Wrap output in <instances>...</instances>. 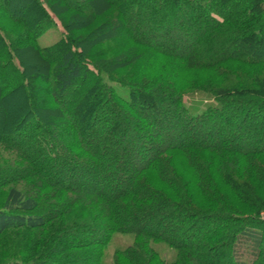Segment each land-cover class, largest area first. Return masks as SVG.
Listing matches in <instances>:
<instances>
[{
  "label": "trees",
  "instance_id": "1",
  "mask_svg": "<svg viewBox=\"0 0 264 264\" xmlns=\"http://www.w3.org/2000/svg\"><path fill=\"white\" fill-rule=\"evenodd\" d=\"M22 1L37 9L35 26L17 20L14 28L19 32L11 36L0 25V71L12 74L1 84L0 98L21 90L27 97V111L20 114L9 135L0 137V146L22 162L19 167H0L1 176L11 174L1 180L11 186L0 207V237L25 231L30 240L12 247L13 259L3 264H70L72 258L88 251L93 264H101L102 248L114 233H132L133 242L115 250L113 264H264V144L245 147L237 141L247 122L253 123L254 117L259 118L257 123L264 119V50L253 48L255 43H264V0H84L97 10L106 8L102 12L110 23L112 19L130 21L136 30L141 26L138 17L145 11L146 18L156 20L150 35L160 39L149 41L141 34L111 37L104 42L107 48L85 54L67 22V16L83 11L81 3L62 2L66 10L58 11L53 4L59 0ZM180 3L188 8L179 14L172 11L171 17L178 23L166 26L169 12L165 8ZM134 15L137 20L127 19ZM52 24L60 29V37L50 45H39L38 36ZM190 27L194 31L188 32ZM168 32L174 39L167 40ZM111 44L129 49L125 59L144 51L152 53L158 63L171 62L185 75L184 82L135 68L129 73L110 69L106 53L112 50ZM27 48L42 57V70L53 78L55 89L48 96L47 108L56 110L54 119H65L67 113L58 105L61 96L72 89L78 93L85 81L92 82L84 94L89 102L72 107L88 120L96 148L77 139L64 141L43 120L28 91L30 78L19 56ZM49 53H56L58 59L49 58ZM228 65L250 67L249 74L255 78L244 77L243 70L236 68L234 82L218 81L230 73ZM150 86L159 91L160 99L171 102L173 121L169 123L187 135L154 150L138 168L131 167L134 171L126 179L128 184L113 194L104 195L101 187L94 193L85 192L78 181L71 180L85 176L86 186L95 187L96 182L113 175L98 156L114 148L116 138L128 130L117 114L130 115L137 137L145 134L144 123L131 115L137 100L146 99L144 89ZM188 93L207 96L211 103L192 113L184 103ZM125 145L132 149L133 142ZM116 147L123 152L115 150L107 156L122 167L126 153L132 152L119 144ZM63 173L66 175L60 178ZM16 179H32L38 186L28 195L13 186ZM165 215L176 221L183 218L190 228L201 220L208 221L209 227L193 249L186 240L168 235L167 223L161 231L127 223L150 218L159 222ZM174 229H178L176 224ZM98 231L101 236L94 237ZM31 232L37 236L31 239ZM90 234V239L81 241ZM159 242L175 249L173 261H166L152 247ZM245 247L252 255L249 262L238 258ZM199 253L204 260L198 258Z\"/></svg>",
  "mask_w": 264,
  "mask_h": 264
},
{
  "label": "rangeland",
  "instance_id": "2",
  "mask_svg": "<svg viewBox=\"0 0 264 264\" xmlns=\"http://www.w3.org/2000/svg\"><path fill=\"white\" fill-rule=\"evenodd\" d=\"M62 2H64L66 5H79L81 3L83 11L75 16L73 15V17L67 16V22L68 27L71 29V31H75L77 43L84 50V54L86 52H90V49L93 50L95 48L94 50L99 51L107 48V43L104 44V42L106 39H109L111 37L124 39L129 35L131 37H139V35L141 34L142 37H145L149 41H155L156 39V37L153 36L152 38V36L150 35L153 31L152 25L156 22V20H150L146 18V14L144 13L145 11L138 17V19L140 18L141 26L138 28L139 30H136L132 27L130 21L126 23L122 19V22L112 19V22L110 23L109 19H107V16L103 15L104 9H106L104 7H102L100 10H97L93 6L91 7V5L84 0H59L58 3L53 4L54 8L58 11H65L66 8L61 4ZM187 8L188 7H186V5H184L183 3L178 4V7L176 8H172L168 4L165 10L166 13L169 12V14H167V18L164 24L166 26H170L172 24L178 23H174L170 13L172 11H176L177 14H179V12L181 13L182 10ZM97 12L102 13L100 15L94 16V13ZM129 18L132 21L137 20V17L135 15L132 17L129 16L127 19ZM17 20H23L24 22L34 27L36 21L39 20V13L36 8L26 4L22 0H2L0 5V25L11 36H13L12 33L16 34L19 32L18 29L15 30L14 28V24H17ZM181 27L182 25L180 24L179 28ZM193 28L194 27H190L188 32H192V30L194 31ZM22 30L23 29L20 28V31ZM167 36V40L174 39L175 37L174 34L169 32L167 33ZM59 37L60 29L55 24H52L38 36V44L41 46H47L55 42ZM156 40L159 41L160 39L158 38ZM189 41H191V39ZM129 47L133 48V45H129ZM122 48L123 47L116 48L115 44L114 46L111 44L110 49L112 50L106 53V58H109L108 67L110 69L122 73H129L133 68H135L136 71L140 73L150 72L154 73L158 77L162 76L167 80L177 79V81L184 82L185 75L180 72L177 66H175L171 62L166 64H163L162 62L158 63V59L153 57L152 53L144 54L146 53L144 51L136 54V56H133L130 59H125L123 55H125L126 53L129 54L130 52H128L129 49L126 50L125 48L124 50ZM253 48L264 50V43H255L253 45ZM27 49L31 50L30 48ZM2 50L3 49L0 47V53L3 52ZM28 50L19 51V56L24 66L26 67L25 72L30 78V86L28 91L30 92L34 106L36 107L43 120L46 123H49L52 128L55 129L56 135L64 141L70 142L73 139H77L83 144H88V146L90 144V147H92V149L96 148L97 145H95V143L89 136L92 128L88 127V120L82 118L76 112V108L74 109V107H72V104L76 106V104L84 105L89 102L88 100L84 99V94L86 93V90L88 89V87H90L92 82L90 80L85 81L82 85V89L78 93H76V91L72 89L61 96L59 98L60 103L58 105L62 107V109H65V113L67 111L64 117L66 120L63 118L60 120L57 118L54 119L53 115L56 114V110L47 108V104L49 103L47 102L48 96L55 89L53 78L49 73H46L42 70V63L44 62L42 57H38L36 56V54H33L34 52L32 50ZM48 57L57 60L59 56L56 53H49ZM136 61H139L137 66L134 65ZM162 64L165 65V67H163ZM228 66L231 69L230 73L228 72L225 76H223V78L218 79V81L224 80L227 84H230V82L232 81L234 82L237 77L236 73H234L236 68L240 70L242 69V73L245 74V76L239 74V77H253V74H249L250 67L244 65H239L237 67L235 65ZM147 67L149 68V70H145V68L147 69ZM11 75L12 74H10L9 71H0V92L3 91L1 88V84L11 79ZM119 90L121 89L119 88ZM144 93L146 94V99L144 101L137 100L138 102L135 105V112L131 116H135L136 119H140L141 123H144L146 128L145 134L143 136L137 137L132 129V124H134V121L130 119V115L117 114L116 118L121 121L123 120V123L128 130L126 131V134L118 136V138H116L117 140L114 142V148H112L109 152H106L105 154L101 153L98 156L100 159L104 160V163H106V165L110 166L113 175L100 180V184H97L96 182L97 186L95 185V187L86 186L87 178L85 176H78L76 178H73L71 182L78 181L76 184H78V186L80 185V187H83L85 189V192L94 193L101 187L100 190L104 195L108 196L113 194L116 189L128 184L126 182V179L130 176L131 172L134 171V169L132 168H138L139 166L143 165L145 160L148 159V157L153 153L154 150L165 145L166 143L175 142L178 139H182L187 135L186 132H180V128L175 129L176 127L173 124L169 123V120L173 121V119L171 118V114L173 111L171 102L166 99H160L156 95V93H158L159 95V91H157V89L154 87H146V89H144ZM22 97L25 98V102L23 103ZM26 99L27 97L22 90L12 95L0 98V137L9 135L8 133L11 131L13 126L19 122V119H21V117H19L20 114L27 111L26 106L24 105V103L27 105ZM184 103L188 107L190 112L197 113L200 112L207 104L211 103V100L207 98V96L199 95L196 93H188L184 96ZM37 107L40 109H38ZM257 113L258 111H254L253 114L256 115ZM112 115L113 114H111V116ZM114 116H116V114ZM258 119V117H254V119L252 120L253 123L247 122L246 127L242 129V138L240 140H237L238 142L242 143L241 145L249 147L251 145L258 146L264 144V119H262L260 123H257ZM229 127L230 126L228 125V128ZM179 132L182 134H179ZM128 141L133 142L132 149H128L127 145H125ZM118 144L120 146H124L126 151L130 150V152H132V154L129 153L130 155L127 154L128 152L126 153V159L122 167L118 166V164H116L113 159L109 160L107 156L110 155L111 152H115V150L119 154L123 152L122 149H117L116 145ZM18 162L22 163L17 154L9 149L0 146V167L3 166L4 168L5 165L19 167L20 164ZM64 175L66 174L63 173L60 178H62ZM4 177L5 179L11 177V174L2 176L0 175V207L3 205L7 189L11 186L7 185L9 183H7L6 185L1 184V180ZM16 180L17 181L13 183V186L17 187L23 193H26L28 195L33 194L34 190L38 186V183H36L32 179H26L27 181L21 179ZM94 180L96 181L97 179L95 178L93 179V181ZM32 185H34L33 188ZM157 220V218H150L139 221H127V223H132L134 225L140 224L146 229L160 231L162 229V224L167 223L168 227L167 229H165V232L168 235L182 238L184 242L186 240V243H188V245H190V247L193 249L195 247L194 245L197 243V240H199L200 235L206 231L205 229L209 227L208 221L201 220L198 222V225L190 228L188 227L189 223L183 220V218L182 220L176 221L173 219L172 215H165L162 219H160L159 222L161 223V225L159 222H157ZM218 222H220V220H218ZM175 224L177 225L178 229H174ZM102 227L103 225L100 228ZM100 234L101 232L98 231V233H93V236L99 237L101 236ZM28 236L29 232L27 233L25 231H17L12 234H6L5 237H0V264L6 263L9 260L13 259L11 255L16 245L19 246L21 244V241H24ZM34 236H37L36 232H31V239ZM91 237V234L87 235L82 238L81 241H87ZM29 240V238L26 239L27 243H29ZM52 240L53 239H51V241ZM132 242V233H114L110 241L102 248L101 264H113L112 259L115 250L123 249L130 245ZM152 247L157 250L160 256L166 261H173L175 259V249L170 247L166 243H152ZM242 251L243 252L238 253V258L243 262L251 261L252 255L250 249L245 247ZM198 258L204 260L205 256H203L202 253H199ZM63 264L69 263L67 262ZM70 264H93L91 251H88L87 253L85 252L83 254L81 253L79 256L72 258Z\"/></svg>",
  "mask_w": 264,
  "mask_h": 264
}]
</instances>
